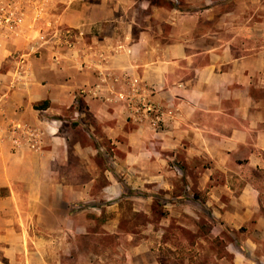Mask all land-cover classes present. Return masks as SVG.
<instances>
[{"label":"rangeland","instance_id":"1","mask_svg":"<svg viewBox=\"0 0 264 264\" xmlns=\"http://www.w3.org/2000/svg\"><path fill=\"white\" fill-rule=\"evenodd\" d=\"M78 1L81 4L84 0ZM105 4L112 11L103 32L107 36H130L142 59L163 55L179 36L192 46L188 52L222 45L227 36L241 39L244 35L245 46L253 53L258 40H264L259 29L264 0H105ZM51 5L53 0H45L44 23L51 24ZM29 16V24L22 25L20 35L31 37L33 32L32 38L37 37L40 27L49 40L59 41L56 46L79 53L77 60L81 61L85 51L97 52L83 46L82 40L79 43L78 39H87L79 30L60 25L42 27L43 23L37 26L33 14ZM231 22L236 26L228 28ZM93 35L98 36V29ZM111 47L108 49L115 53ZM91 58L97 60L98 54ZM80 64L92 65L85 61ZM96 70L98 82L92 88L101 93L97 92L96 98L117 101L129 113L134 107L142 108L137 114L144 115L135 122L128 113L130 122L116 139L102 134L93 119L87 118L81 126L73 122L71 142L83 145L84 155L72 148L76 154L71 156L66 181L74 188L65 191L70 203L51 205V211L43 207V220L32 222L34 228L40 225L30 232L36 235L18 238L8 247L26 248L24 253L14 254L15 261L218 264L224 257L231 261L228 249L247 254L249 240L264 249V139L260 148L252 141L248 145L251 149L245 150L247 154L256 152L261 160L256 168L248 167L246 156L222 157L207 148L194 152L190 142L178 143L169 140L172 136L163 135L166 121L157 120L154 110L148 109L155 90L139 74L115 80L108 73L111 71L99 76L101 71ZM253 95L264 100L262 91ZM247 183L259 191L257 213L249 221L219 219V212L237 207L233 200ZM259 219L263 221L261 228Z\"/></svg>","mask_w":264,"mask_h":264},{"label":"crops","instance_id":"2","mask_svg":"<svg viewBox=\"0 0 264 264\" xmlns=\"http://www.w3.org/2000/svg\"><path fill=\"white\" fill-rule=\"evenodd\" d=\"M106 5L105 0L95 5L89 0L81 4L53 0L50 8L49 21L54 27L79 30L87 38L78 39L79 43L82 40L83 46L97 51L81 56L92 65H81L79 53L58 47L54 38L34 55L30 50L33 32L31 37L19 33L29 24V15L19 29L0 30V264H30L14 259V254L26 248L8 247L18 238L36 235L30 232L40 225L34 228L32 222L43 220L44 206L51 211V205L70 203L65 191L74 188L66 181L71 156L76 154L72 148L84 155L83 145L71 142L73 122L81 126L87 118L93 119L100 132L113 139L129 124V112L119 102L96 98L99 90L92 86L98 82V68L99 76L109 70L115 80L139 74L155 90L148 109L154 110L157 120L166 121L163 135L172 136L169 140L190 142L194 152L207 148L222 157L246 156L248 167L260 165L256 152L245 150L252 141L260 148L264 139V100L253 95L264 92V40H258L253 53L248 52L244 35L241 39L227 36L222 45L188 52L192 46L179 36L163 55L142 59L130 36L103 32L112 11ZM45 20L44 16L40 26ZM235 26L227 24L228 28ZM259 26L264 34V18ZM95 29L98 36H92ZM94 54L97 60L91 58ZM139 110H129L135 122L144 115L137 114ZM15 128L37 130L42 138L40 150L15 148ZM233 203L237 207L219 212L218 218L249 221L258 211L259 191L247 183ZM259 221L261 228L263 221ZM247 243V254L228 249L231 261L224 257L218 264H264V249L251 240Z\"/></svg>","mask_w":264,"mask_h":264},{"label":"built area","instance_id":"3","mask_svg":"<svg viewBox=\"0 0 264 264\" xmlns=\"http://www.w3.org/2000/svg\"><path fill=\"white\" fill-rule=\"evenodd\" d=\"M29 13L33 14V22L38 26L46 14L45 0H0V30L16 29L22 27ZM51 25L49 23H43ZM46 27V26H45ZM49 44L48 35L39 27L37 37H34L31 45V52L38 53L43 46ZM158 119V118H157ZM12 144L20 149L23 146L29 147L33 151L40 150L42 143L41 134L37 130L15 128Z\"/></svg>","mask_w":264,"mask_h":264},{"label":"trees","instance_id":"4","mask_svg":"<svg viewBox=\"0 0 264 264\" xmlns=\"http://www.w3.org/2000/svg\"><path fill=\"white\" fill-rule=\"evenodd\" d=\"M124 190H129V188L128 187H124Z\"/></svg>","mask_w":264,"mask_h":264}]
</instances>
